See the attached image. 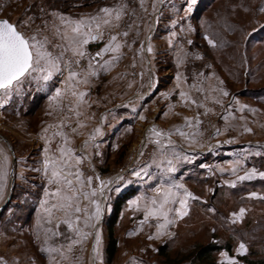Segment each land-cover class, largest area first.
Wrapping results in <instances>:
<instances>
[{
    "label": "rangeland",
    "instance_id": "rangeland-1",
    "mask_svg": "<svg viewBox=\"0 0 264 264\" xmlns=\"http://www.w3.org/2000/svg\"><path fill=\"white\" fill-rule=\"evenodd\" d=\"M153 2L144 0L141 6V0H0V17L13 23L29 16L35 18V23L24 29L29 35L37 27H43L45 21L51 26L56 13L80 18L95 15L104 7L127 5L119 27L105 29L103 39L87 46V51L94 55L111 35L129 33L127 37L118 36L123 45L119 60L112 61L111 55L108 58L109 63L122 64V73L120 71L111 80L101 77L95 84L98 89L107 86L108 91L104 89L108 95L106 104L114 102L115 96L122 93L124 96L131 94L135 85L129 83L135 80L137 70L144 72L148 63L153 66L154 96L145 104L147 110L144 109L140 116L143 119L139 117L135 129L125 127L118 135V141H108L106 147L95 148L96 153L91 157L84 154L80 140H74L76 133L65 129L70 133L69 146L86 157L80 165L85 176L92 175L105 181L123 177L111 185L119 187V192L105 190L104 196H97L103 207L97 223L101 235L99 258H94L95 242L89 236L74 250L78 259H70L67 264H163L164 259L159 253L162 245L168 246L171 256L185 253L197 243L209 242L232 246L231 253L222 250L217 254L221 262L224 260L222 253L239 262L237 249L240 243L245 244L246 253L256 250L264 256V177L259 175L264 172V12L259 10L264 7V0H195L190 8L189 0H165L156 5L155 11ZM172 32L176 33L175 37L171 36ZM208 40L215 46L209 45ZM149 44L153 49L151 53L146 51ZM141 45L145 46L144 50ZM140 63L145 64L140 66ZM119 76H122L124 90H110L118 83L115 78L119 80ZM57 86L62 87L59 83ZM225 91L227 96L223 95ZM135 92L130 96L133 97ZM181 92L186 96L182 98ZM44 94L32 85L0 108V149L7 156L9 173L0 206L11 186L13 157L9 146L16 155L14 186L10 200L0 213V231L4 232L0 234V255L12 264H49L48 255L40 249L63 243V237H53L47 244L43 242L45 229L53 228L62 219L61 214L56 213L52 224L45 223L47 217L40 204L45 198L44 190L49 186L42 172L34 171L41 167L42 129L57 122L56 113L48 115L52 102L49 98L45 103ZM217 100L220 103H216ZM241 105L246 106L242 112L239 111ZM149 110L151 113L146 114ZM224 116L228 119H223ZM185 118L193 121L191 127L185 126ZM197 118L199 123L195 122ZM73 120L72 116L67 122L71 124ZM153 126L165 132L171 127L172 131L180 128L185 133H192L187 139L178 134L170 137L178 146L177 150L181 146L183 150L195 146L205 148L203 152L188 149L186 153L190 154L191 162L178 164L175 177L177 183L200 199L190 200L188 215L175 219L158 237L157 225L164 221L150 218L141 224L144 202L139 204L140 210L130 204L137 197L154 195L151 189L157 180L141 183L132 175V170L144 164L154 148L145 140L148 129ZM245 127L252 131L246 132ZM77 135L79 137L80 133ZM59 143L61 140L57 137L52 143L53 151ZM141 151L143 156L139 155ZM237 160H240V167L233 174L231 169L237 167ZM253 168L257 175L252 180L237 181L236 186H232L237 175ZM23 172L28 173L27 177L22 176ZM98 183L94 180L92 187H97ZM133 188L136 194L124 204L114 227L118 251L109 262L107 222L118 197ZM84 206L91 211L86 201ZM209 208L214 211L209 212ZM241 208L245 209L244 217L233 223L232 213ZM60 230L66 231L63 224ZM150 236L153 239H149Z\"/></svg>",
    "mask_w": 264,
    "mask_h": 264
},
{
    "label": "snow or ice",
    "instance_id": "snow-or-ice-1",
    "mask_svg": "<svg viewBox=\"0 0 264 264\" xmlns=\"http://www.w3.org/2000/svg\"><path fill=\"white\" fill-rule=\"evenodd\" d=\"M164 2L165 0H154L153 10H156L157 4ZM143 4L144 0H141V6ZM194 4L195 0H189L188 7L190 8ZM126 8L127 5L124 4L116 8L104 7L99 9L95 15H85L80 18H71L56 13L51 26L45 21L43 27H37L31 35L24 29L35 23L34 17L29 16L26 20L17 23L8 19H0V108L8 104L14 96H20L26 87L35 85L36 91L49 93L52 110L48 115L57 114V122L48 124L42 129L40 138L44 140V147L41 150V167L34 169V171L42 172L46 185L49 186L45 188V198L40 204L47 217L45 223L52 224L56 213H60L62 216L59 223L44 231L43 242L45 244L53 237L57 239L63 237V243L40 249L41 252L48 255L49 264H67L70 259H78L75 257L74 250L79 248L89 236L95 242L93 246L94 258H99L101 235L97 223L101 218L103 207L97 196L98 194L104 196L105 190L108 192L120 191L119 187H111V185L123 180L122 176L115 180L105 181L99 177L84 175L80 165L83 164L86 157L83 153L77 154L69 146L71 143L70 133L65 129L76 133L78 127H84L79 122L76 126L67 122L73 115L76 117L82 115L78 109L85 103L88 93L79 91V86L88 85L91 77L97 76L99 71L107 70L110 64L108 60H104L105 54L111 55L112 61L119 60L123 45L118 41V36L127 37L129 33L124 31L111 35L107 43L94 55L87 51V46L91 42L103 39L105 29L118 28ZM259 10L264 12V7ZM171 36L175 37L176 33L172 32ZM208 43L215 46L212 40H208ZM140 47L141 50L145 48L144 45ZM146 51L148 53L153 51L150 44ZM177 78L179 79V77ZM57 83L62 87H58ZM223 95L227 96L228 93L225 91ZM180 96L183 98L186 93L181 92ZM216 103H220V101L217 100ZM245 107V105H241L239 111L242 112ZM140 118L143 119V117ZM222 118L227 120L228 116ZM195 122L199 123L198 118L195 119ZM192 123L193 121L185 118V126L191 127ZM50 130L52 131L50 132ZM244 130L252 131L247 127ZM100 132L101 129L97 127L95 134H100ZM95 134L90 139H95ZM174 134L186 139L193 135L185 133L180 128L169 132L157 129L155 126L149 128L145 140L146 144H153L154 148L149 159L132 170V175L137 177L141 183H148L153 179L158 181V186L151 189L154 195L137 197L130 202L136 210H140L138 206L141 201L144 202V219L140 222L141 224L150 218L164 221L157 225V237L162 235L161 230H165L168 225L174 223L175 219L188 215L190 200L200 199L184 188L182 184L177 183L173 176V173L177 171L178 164L184 161L191 162L190 154H185L183 149L177 150L170 138ZM57 137L60 138L61 143L57 144L53 151L52 143ZM165 141L167 142L165 143ZM87 147L88 143L85 142L84 148L87 149ZM255 154L260 155L259 152ZM139 155L143 156L144 152L141 151ZM236 165L237 167L231 169L233 174H236L240 167V160L236 161ZM221 171L224 170L221 169ZM8 175L7 156L3 155V149H0V198H3ZM256 175V169L246 170L243 175H237L236 181L231 184L235 187L237 181H250ZM259 175L264 177V172ZM94 180L99 182L97 187H92ZM251 195L256 196V193ZM85 201L91 206V211L87 206L82 207ZM207 210L214 211L212 208ZM244 214L245 209L243 208L232 213V222L240 221ZM61 224L65 226L66 231L60 230ZM84 229L95 231L90 232ZM149 239H153V237L150 236ZM247 251L245 244L240 243L237 252L243 255ZM222 255L224 256L222 264H239L235 258H229L226 253H222ZM0 264H6L3 257H0Z\"/></svg>",
    "mask_w": 264,
    "mask_h": 264
},
{
    "label": "crops",
    "instance_id": "crops-1",
    "mask_svg": "<svg viewBox=\"0 0 264 264\" xmlns=\"http://www.w3.org/2000/svg\"><path fill=\"white\" fill-rule=\"evenodd\" d=\"M108 58H109V54H105L104 60H108ZM109 64L110 66L107 68L106 71H103V70L99 71L97 76L91 77L88 85L79 86L78 90L87 92L88 95L85 97V103L78 109L82 113V115L80 117H76L75 115H73L74 120L71 123V125L73 126H76L77 122L84 125V127L77 128L76 137L74 138V140L76 141L80 140L79 145L83 146L84 154L90 157H91V154L96 153L95 148L106 147V145L108 144L107 143L108 141H112V142H116V140L118 141V135L124 131L125 127H129L132 130L135 129L138 124L139 117L143 115V112L145 110H147L145 108V104L149 100L153 99V96H154L152 95L153 93L152 90H154L153 88L155 84L154 77L152 75L153 66H152V63H148V66L146 67L144 72H140L137 70L135 80L134 81L130 80V83L128 82L129 85H132V84L135 85L134 88L132 87L133 90H132V93L130 92L131 94H127V96H124V94L122 93L121 96H117V97L115 96V99H114L115 101L112 99V101L114 102H109L106 104L105 100L108 95H106L104 89L108 91L107 86H105L104 88L99 87L98 89V87L95 86V84L97 80L101 79V77H106L105 79L108 78L109 80H111V78L115 77L116 74H119V72L121 71V68L123 67L121 63L120 64L119 63H109ZM137 64L138 63H136V67H137ZM143 64L145 63H140V66H142ZM120 73H122V71ZM119 78H120L119 80H118V77L115 78L118 83L116 82L117 83L116 86L110 90L116 91V92H118V90L120 91L124 90V87H123L124 82H123L122 76H119ZM105 85H108V84H105ZM25 89H27V87ZM141 90L144 92H142ZM134 92L135 94L133 95V97H131L130 95H132ZM41 93L43 95L45 92H41ZM47 95L48 93L44 94L46 98L45 103L49 99V95L48 97ZM109 97L111 96L109 95ZM150 113H151L150 110L146 111V114H150ZM134 116L138 117V119L134 118ZM97 127L101 129L100 134H95V129ZM167 130L172 131L171 127H167ZM51 131L52 130H50V132ZM78 132L80 133L79 137L77 135ZM94 134H95V139H90V137L93 136ZM85 142L88 143L87 149L84 148ZM184 145L186 146L187 144H184ZM179 149H184V148L181 146ZM188 149H190V151L192 149V151L195 150V151L203 152L205 148H203V146L202 147L195 146L194 149L193 147L192 148L186 147L184 150L185 154H187L186 152H188L187 151ZM27 174L28 173L23 172L22 176L27 177ZM29 175H32V173H30ZM173 176L174 178L176 177V172L173 173ZM157 186H158V181L157 183H154V188ZM0 234L3 235L4 232L0 231ZM0 257L4 258V261H6V264H12V262L7 260L6 257L1 256V255Z\"/></svg>",
    "mask_w": 264,
    "mask_h": 264
},
{
    "label": "trees",
    "instance_id": "trees-1",
    "mask_svg": "<svg viewBox=\"0 0 264 264\" xmlns=\"http://www.w3.org/2000/svg\"><path fill=\"white\" fill-rule=\"evenodd\" d=\"M136 194V190L128 189L121 194L115 202V207L112 215L110 216L107 227L108 237L106 253L109 262H112L118 251V238L115 234L114 227L120 213L123 210L124 204ZM227 250L232 252V246L230 244L222 245L217 242H209L205 244L197 243L189 251L185 253H177L175 255H169V248L167 245L159 247V253L164 259L163 264H222L219 261L217 254ZM239 264H264V256H260L258 251L251 250L246 254L238 255Z\"/></svg>",
    "mask_w": 264,
    "mask_h": 264
},
{
    "label": "water",
    "instance_id": "water-1",
    "mask_svg": "<svg viewBox=\"0 0 264 264\" xmlns=\"http://www.w3.org/2000/svg\"><path fill=\"white\" fill-rule=\"evenodd\" d=\"M0 19H7L5 17H0ZM9 20V19H8ZM7 141V140H5ZM10 149H11V152H12V157H13V164H12V167H11V170H10V178H11V186L9 188V194L8 196L6 197V200L4 202L3 205L0 206V213L4 210V208L6 207L8 201L10 200V192L12 191L13 189V186H14V181H15V167H16V155H15V151L13 150V148L11 146H9Z\"/></svg>",
    "mask_w": 264,
    "mask_h": 264
},
{
    "label": "built area",
    "instance_id": "built-area-1",
    "mask_svg": "<svg viewBox=\"0 0 264 264\" xmlns=\"http://www.w3.org/2000/svg\"><path fill=\"white\" fill-rule=\"evenodd\" d=\"M83 64V63H82Z\"/></svg>",
    "mask_w": 264,
    "mask_h": 264
}]
</instances>
